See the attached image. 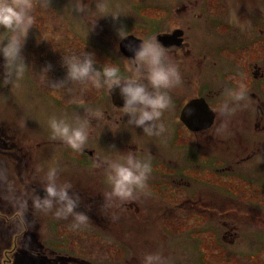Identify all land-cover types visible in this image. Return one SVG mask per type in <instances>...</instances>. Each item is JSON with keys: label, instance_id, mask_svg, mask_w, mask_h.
I'll use <instances>...</instances> for the list:
<instances>
[{"label": "rangeland", "instance_id": "obj_1", "mask_svg": "<svg viewBox=\"0 0 264 264\" xmlns=\"http://www.w3.org/2000/svg\"><path fill=\"white\" fill-rule=\"evenodd\" d=\"M74 1H71L72 5ZM127 1L111 0V4L106 5L114 12L122 5L127 8ZM92 2L95 0H87L84 6L91 16L92 10H97ZM243 2V18L229 15L230 24L238 20L236 23L243 27L239 29L244 36L242 49L229 54L234 58L242 54L243 73L237 65L229 63L225 78L228 82V102L233 110L229 114H218V124L209 132L211 140L208 144L200 145L201 150L197 152L186 151L191 143L189 133L177 124L175 112H166L161 117L166 129L164 133L136 136L157 153L173 155L174 148H181L177 154L174 153L176 157H186L185 154L191 153L197 165L191 169L184 164V169H179L177 174L163 177L161 170L169 169L173 166L171 163L153 155L135 154L139 159L147 158L152 170L157 168L149 173L146 185L134 190L129 198L140 208L128 209L127 219V212L124 211L125 216L119 219L120 222L110 225L111 231L117 235L115 238L105 234L108 233L107 228H99L93 220L87 219L82 226L84 239L72 241L74 246L78 243L75 246L78 252L92 259L98 258L100 264H146L145 257L150 254L159 257L154 264H264V160L255 159L245 164L241 171L237 167L227 173L221 168L223 162L231 163L237 156L240 158L246 138L264 140V131L254 129L253 108L246 106L257 104L250 95L253 92L260 97L264 107V0L259 1L263 12L257 18L253 15L251 0ZM32 3L35 23L21 49L25 61L23 71L18 73L10 68L9 61L0 54L5 60L0 71L7 73V77L0 74V120L2 115L5 122L19 128L22 154L28 157L40 139L42 142L36 152L40 167L67 169L57 172L56 182H65L82 190L79 178L84 177L88 181L84 186H92L91 180L96 178L92 171H88L92 166L80 174L75 156L68 163L57 165L54 161L56 155L76 151L66 142L62 143L60 138L53 137L50 122L55 118L88 127L94 114L105 103L107 87L96 89L88 80H71L60 75L59 66L67 72L72 57L83 58L85 53H92L97 68H102L107 61L119 66L124 74L123 53L119 44L118 49L97 45L93 41L92 26L89 32L71 3L67 5L63 0H32ZM254 30L258 35L256 41L251 35ZM115 34L120 36L119 32ZM9 36L8 30L0 27V48ZM255 62L263 72V76L257 79L250 73ZM192 77L197 82L195 72ZM240 83L245 85V94L242 100H236L230 94L238 90ZM215 106H220V103ZM222 119L223 122L227 119V123H222ZM261 125L264 126V121ZM95 143L93 133L89 134L86 146L96 149ZM111 151H114L113 148ZM43 158L46 159L43 161ZM171 158L174 160V157ZM59 159L66 158L62 155ZM105 170H102L104 176L101 177L104 182L108 180ZM36 174L37 182L46 188L48 174ZM161 180L167 183L159 186ZM100 185L103 190L107 187L101 180ZM107 191L113 194L112 186ZM70 194L74 199L81 200L78 194ZM183 199L197 200L198 204L188 206L189 203H182ZM61 207L54 208L55 214L47 215L61 217L57 215ZM69 227L77 233L76 225ZM37 231L50 235L54 233V225L49 224L48 228Z\"/></svg>", "mask_w": 264, "mask_h": 264}, {"label": "flooded vegetation", "instance_id": "obj_2", "mask_svg": "<svg viewBox=\"0 0 264 264\" xmlns=\"http://www.w3.org/2000/svg\"><path fill=\"white\" fill-rule=\"evenodd\" d=\"M63 1L68 5L72 0ZM75 1L71 5L78 10L82 22L87 25L89 32V28L92 26L93 41L97 45L118 49L122 37L115 33L121 29L122 34H127L126 54L120 53L124 62L122 69L125 76L131 75L126 71L125 65L132 63L126 58L134 55V49L139 46L140 40L157 36L168 49L169 59L177 65L181 76V83L167 90L171 97V103L164 113L175 112L177 124L188 131L191 143L186 151L197 152L201 150L200 145L208 144L211 140L208 138L209 132L218 124V114L221 113L220 106H215V104L218 102L221 105L225 100L228 101V82L225 77L229 71V63L237 65V68H241V73H243L242 54L236 58L229 55L230 52H239L242 49L241 42L244 36L241 35L242 32L239 29H243V27L236 23L238 20L230 24L229 15L243 18V0H128L127 8L122 5V8H115L114 12L111 8L108 9L111 13H120L116 18H113L111 14L97 18L99 13L96 9L95 12L92 10L91 16L84 8L87 0ZM259 1L251 0L253 15L256 18L263 12ZM98 2L100 0H95L92 3L96 6ZM103 2L111 4V0H103ZM255 32L254 30L251 35L252 40L256 41L258 35ZM1 64H5V60L0 55V66ZM251 69L250 73L255 79L263 76V72L258 68L256 62L253 63ZM194 72L198 76L197 82L192 77ZM1 75L7 77V73ZM145 83L147 84V81ZM105 94L106 100L100 109L102 117L94 116L92 123L87 127L91 130L88 131V134L93 133L96 140V149L85 146L82 152L56 155L54 161L58 166H62L65 162L73 160L72 156H75L74 161L80 167V174L82 171L87 172L85 169L92 166L88 170L96 175V178L93 177L91 180L92 186H84L88 184L84 177L79 178V187L82 190L72 188L70 185L69 192L78 194V197L81 198V200H77V208L73 213L86 215L87 219L93 220L99 228H101L100 226L107 228L108 233L105 234L115 238L117 235L111 231L110 225L119 223V219L125 216L124 211L127 212L125 216L127 219L128 209L135 207L138 210L140 207L138 208L135 201L129 198L122 199L107 191L111 184L108 180L104 182V179H101L104 176L102 170L107 169L106 161L126 156L129 152H132L133 155L138 153H144L147 156L148 154L153 155V157L173 165L169 169L161 170L162 174L160 175L163 177L177 174L179 169H184V164H188L191 169L197 164L191 153L185 154L186 157H176L174 153L179 152L181 148H174L173 155L152 151L151 145L143 144L136 137L137 135L142 137L146 133L142 128L130 124L128 115L123 114L120 108L123 106V98L119 90L113 89L109 92L107 89ZM250 95L257 101V104L246 105L253 108L254 129L255 131H264V126L261 125V122L264 121V107L261 105V99L256 93L251 92ZM198 98L205 100L214 112V119L208 128H203V124H199L200 130L191 131L181 121L180 113L186 103ZM222 123H227V119L225 122L222 119ZM20 137L19 128L10 122H5L1 115L0 264H100L98 258L92 259L78 252L79 250L75 249L78 243L75 246L72 244L73 240L82 241L84 239L82 226L86 224L87 219L80 222L73 213L70 214L71 216L61 217L47 215L55 214L53 210L60 205L58 203L51 209L37 206V201L45 197L46 188L37 182V178L34 176H37L36 172L47 175L52 168H55L57 172L67 169L48 168L46 165L41 168L36 152L42 141L39 139V144L36 142L34 149H31L28 157H25V154L20 152ZM246 141L245 145L241 147L240 158L237 156L231 163L223 162L221 168L227 173L237 167L241 171L245 164L248 165L255 159L264 160V140L248 137ZM62 143L65 142L62 140ZM112 148L115 153L111 151ZM62 155L66 159H59ZM171 157H174V160ZM28 159L29 163H26ZM45 159L43 158V161ZM143 160L148 159L143 158ZM98 161L100 162L99 167L97 166ZM205 163H207L206 160ZM156 170L157 168H154L152 171ZM107 171L108 169L105 170L106 174ZM100 180L104 186H107H105L106 189H100L102 186ZM164 182L167 183L166 180H161L158 185L164 186L162 185ZM57 185L69 184L61 182ZM182 203H189L188 206L192 207H195L196 203L198 204L197 200L192 199H183ZM49 224L54 225V233L45 236L37 231V229L48 228ZM69 226H74L77 233ZM99 228L97 229L101 230Z\"/></svg>", "mask_w": 264, "mask_h": 264}, {"label": "clouds", "instance_id": "obj_3", "mask_svg": "<svg viewBox=\"0 0 264 264\" xmlns=\"http://www.w3.org/2000/svg\"><path fill=\"white\" fill-rule=\"evenodd\" d=\"M96 7L99 13L97 18L108 14H111L113 18L120 15L119 12H109L103 0H100ZM34 23L32 0H0V27L10 33L6 43L0 48V54L9 61V67L18 73L24 69L25 61L21 55V49ZM119 35L123 38L127 34H121L120 29ZM140 41L139 46L134 49V55L126 58L132 62L125 65L126 71L131 75H123L119 66L107 61L103 63L102 68H97V61L92 53H85L83 58L72 57L67 65L66 75L71 80H88L96 89L107 87L110 92L114 88H119L123 98V106L120 108L123 114L128 115V122L142 128L143 132L149 136L160 135L166 131L161 117L171 103L167 90L180 84L181 76L177 65L169 59L168 49L157 36ZM44 71L46 72L47 68ZM244 94L245 85L240 83L238 90L230 95L236 100H242ZM219 110L223 114H229L233 109L225 100ZM94 115L100 118L103 114L97 110ZM50 126L54 138H60L76 152L84 151L89 135L85 124L73 125L62 119L53 118ZM105 163L112 192L122 199L130 198L134 190L143 188L152 171L150 161L139 159L132 152ZM97 166H100L99 161ZM56 176V169H50L47 176L46 195L37 201V206L51 209L58 203L62 207L57 211V215L67 216L75 211L78 201L70 194V185H57ZM77 219L84 222L87 217L79 214ZM158 259V256L151 254L145 257L146 264H154V261Z\"/></svg>", "mask_w": 264, "mask_h": 264}, {"label": "water", "instance_id": "obj_4", "mask_svg": "<svg viewBox=\"0 0 264 264\" xmlns=\"http://www.w3.org/2000/svg\"><path fill=\"white\" fill-rule=\"evenodd\" d=\"M120 51L126 54L128 48V36L124 37L119 43ZM119 90V88H114ZM181 121L191 131H197L201 128L199 124H203V128H208L214 119V112L209 108L203 98L192 99L186 103L180 113Z\"/></svg>", "mask_w": 264, "mask_h": 264}, {"label": "trees", "instance_id": "obj_5", "mask_svg": "<svg viewBox=\"0 0 264 264\" xmlns=\"http://www.w3.org/2000/svg\"><path fill=\"white\" fill-rule=\"evenodd\" d=\"M59 59H62V57L59 58ZM67 59H68V58H67ZM59 68H60V70L62 71V73H61L60 75L67 76V75H66L67 72H65V69H61V66H59ZM51 69H52V66H51ZM57 75H59V73H58ZM76 92H77V91H76Z\"/></svg>", "mask_w": 264, "mask_h": 264}, {"label": "bare ground", "instance_id": "obj_6", "mask_svg": "<svg viewBox=\"0 0 264 264\" xmlns=\"http://www.w3.org/2000/svg\"><path fill=\"white\" fill-rule=\"evenodd\" d=\"M36 133H37V132L35 131V134H36ZM37 138H38V136H37ZM23 149H24V147H23ZM20 152H21V153L23 152L22 147H21ZM24 156H25V155H24ZM25 157H27V156H25Z\"/></svg>", "mask_w": 264, "mask_h": 264}]
</instances>
